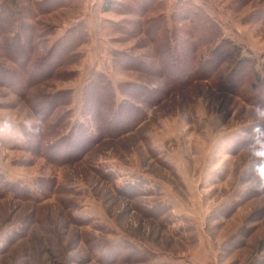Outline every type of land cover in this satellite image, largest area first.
<instances>
[{"label": "rangeland", "instance_id": "obj_1", "mask_svg": "<svg viewBox=\"0 0 264 264\" xmlns=\"http://www.w3.org/2000/svg\"><path fill=\"white\" fill-rule=\"evenodd\" d=\"M193 1L264 75V0ZM175 2L166 0L167 18ZM102 4L79 0L39 18L41 32L55 28L44 51L73 24H86L90 40L80 60L62 68L74 77L29 89L0 81V173L15 186L0 194V264H264V191L256 171L264 161L256 154L264 108L216 79L179 87L124 69L115 53L142 62L155 45L144 34L114 31L108 21L130 17H102ZM98 72L111 82L116 104L125 99L123 83L166 93L142 106L145 118L131 131L69 152L74 139L58 140L85 120L83 92ZM60 90L72 91L70 104L43 122L38 96ZM57 118L62 125L49 131ZM37 126L39 133L29 130Z\"/></svg>", "mask_w": 264, "mask_h": 264}, {"label": "trees", "instance_id": "obj_2", "mask_svg": "<svg viewBox=\"0 0 264 264\" xmlns=\"http://www.w3.org/2000/svg\"><path fill=\"white\" fill-rule=\"evenodd\" d=\"M77 1L0 0V59L12 64L0 63V81L16 82L29 89L49 79L74 77L75 74L62 68L80 60L79 49L90 40L86 24L82 21L73 24L44 51L41 50L44 39L55 28L47 26L41 32L43 24L39 18L62 8H72ZM165 9L166 0H103V13L130 17L120 22L108 21L116 28L114 31L129 36L144 34L155 45L153 52L143 55L146 60L142 62L140 57L115 53V58L123 59L122 67L167 78L172 86L179 87L199 79H216L226 91L244 94L249 102L264 108V75L257 68L256 59L245 55L233 41L222 38L219 24L193 0H176L169 18ZM36 53H41L37 62L34 61ZM166 69L176 76L177 84L166 76ZM238 75L244 78L235 86L232 81ZM119 88L125 99L116 104L111 82L103 73L93 75L83 92L85 120L77 122L58 140L74 139L76 145L69 152L86 151L99 140L131 131L133 125L145 118L142 106H155L165 92L162 88L154 90L135 83H123ZM71 96V90L39 95L37 114L46 122L57 109L70 104ZM61 120L57 118L49 131L53 127L58 129ZM14 187L0 173V194Z\"/></svg>", "mask_w": 264, "mask_h": 264}, {"label": "clouds", "instance_id": "obj_3", "mask_svg": "<svg viewBox=\"0 0 264 264\" xmlns=\"http://www.w3.org/2000/svg\"><path fill=\"white\" fill-rule=\"evenodd\" d=\"M258 113L260 116L264 117V109H258ZM10 125H8L7 123L5 124V127H9ZM30 131L34 132V133H39L40 131V127L37 126L36 128H31L29 129ZM261 150L258 151L256 154L260 157H264V141H261ZM258 175H259V184H258V190L259 191H264V161H262L258 168L256 169Z\"/></svg>", "mask_w": 264, "mask_h": 264}, {"label": "built area", "instance_id": "obj_4", "mask_svg": "<svg viewBox=\"0 0 264 264\" xmlns=\"http://www.w3.org/2000/svg\"><path fill=\"white\" fill-rule=\"evenodd\" d=\"M86 2H87V4H88L89 6L94 7V6H96L97 4H99L100 0H86Z\"/></svg>", "mask_w": 264, "mask_h": 264}, {"label": "crops", "instance_id": "obj_5", "mask_svg": "<svg viewBox=\"0 0 264 264\" xmlns=\"http://www.w3.org/2000/svg\"><path fill=\"white\" fill-rule=\"evenodd\" d=\"M107 13H102L101 16L102 17H106Z\"/></svg>", "mask_w": 264, "mask_h": 264}]
</instances>
